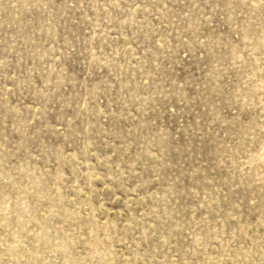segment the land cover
<instances>
[{"label": "rangeland", "instance_id": "obj_1", "mask_svg": "<svg viewBox=\"0 0 264 264\" xmlns=\"http://www.w3.org/2000/svg\"><path fill=\"white\" fill-rule=\"evenodd\" d=\"M0 264H264V0H0Z\"/></svg>", "mask_w": 264, "mask_h": 264}]
</instances>
